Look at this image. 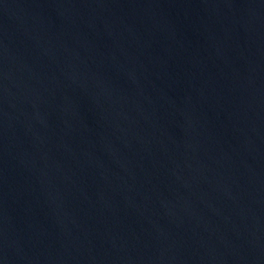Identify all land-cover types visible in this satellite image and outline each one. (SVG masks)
<instances>
[{"label":"water","instance_id":"1","mask_svg":"<svg viewBox=\"0 0 264 264\" xmlns=\"http://www.w3.org/2000/svg\"><path fill=\"white\" fill-rule=\"evenodd\" d=\"M0 264H264V0H0Z\"/></svg>","mask_w":264,"mask_h":264}]
</instances>
